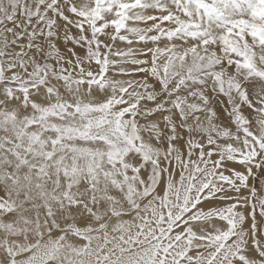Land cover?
<instances>
[{"label":"snow or ice","instance_id":"6c2138e0","mask_svg":"<svg viewBox=\"0 0 264 264\" xmlns=\"http://www.w3.org/2000/svg\"><path fill=\"white\" fill-rule=\"evenodd\" d=\"M0 264H264V0H0Z\"/></svg>","mask_w":264,"mask_h":264},{"label":"bare ground","instance_id":"6f19581e","mask_svg":"<svg viewBox=\"0 0 264 264\" xmlns=\"http://www.w3.org/2000/svg\"><path fill=\"white\" fill-rule=\"evenodd\" d=\"M121 47V46H120ZM253 181H252V179L250 178L249 179V183L251 184ZM258 188H259V183L257 182V185H256ZM244 192H245V194H247V190H244ZM257 219H258V222H259V217H257Z\"/></svg>","mask_w":264,"mask_h":264},{"label":"rangeland","instance_id":"374dc122","mask_svg":"<svg viewBox=\"0 0 264 264\" xmlns=\"http://www.w3.org/2000/svg\"><path fill=\"white\" fill-rule=\"evenodd\" d=\"M121 46V48H123V45H120Z\"/></svg>","mask_w":264,"mask_h":264}]
</instances>
